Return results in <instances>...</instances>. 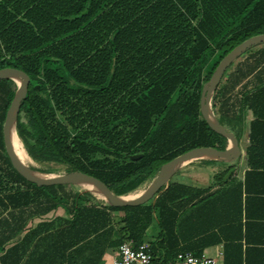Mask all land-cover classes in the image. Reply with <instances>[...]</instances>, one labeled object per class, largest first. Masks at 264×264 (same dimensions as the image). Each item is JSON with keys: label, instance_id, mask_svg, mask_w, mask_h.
Wrapping results in <instances>:
<instances>
[{"label": "trees", "instance_id": "obj_1", "mask_svg": "<svg viewBox=\"0 0 264 264\" xmlns=\"http://www.w3.org/2000/svg\"><path fill=\"white\" fill-rule=\"evenodd\" d=\"M148 3L0 0V68L17 67L31 77L17 132L34 160L84 171L128 194L189 149L226 148L227 138L201 114V91L228 52L264 33V0ZM249 56L251 61L221 80L212 101L220 121L238 138L250 111L252 132L264 117V87L259 86L264 47ZM16 88L11 79L0 80V264H50L51 258L52 264H103L109 249L128 240L148 241L155 223L158 233L149 243L155 253L163 252L159 264H165L182 251L201 253L220 240L215 228L233 223L225 196L210 190L196 196L195 188L181 181H172L147 204L123 207L93 205L86 197L91 192L28 181L13 166L4 142L3 124ZM133 154L143 155L133 160ZM232 168L218 171L219 183ZM212 196H221L216 212L224 215L203 223L195 200L206 202L207 217ZM61 198L73 200L66 206L70 217H60L58 224L42 219L26 230L32 218L56 209ZM113 212L123 217L117 220Z\"/></svg>", "mask_w": 264, "mask_h": 264}, {"label": "crops", "instance_id": "obj_2", "mask_svg": "<svg viewBox=\"0 0 264 264\" xmlns=\"http://www.w3.org/2000/svg\"><path fill=\"white\" fill-rule=\"evenodd\" d=\"M156 1L159 0H150V3L146 5H155L156 3L151 2ZM167 1L170 2V5L184 6L186 0H173L175 2L182 1V3ZM253 82L254 80L246 81L251 85ZM259 86L264 87V80L259 81ZM251 114L252 118L248 120L247 128L244 129L245 131L243 130L241 136L239 135L240 145L243 140L244 147L241 148L242 154L238 159L231 162L199 159L182 167V171L184 170L182 183L194 187L196 196L198 194L200 197L206 196V191L210 190L216 192V195L227 198L226 216L227 219H233V223H228L223 228L224 230L220 227L215 228L216 236L220 240L205 247L202 251L215 256L218 259L217 264H264V117L260 119V125L252 132L250 122L254 116L252 112ZM211 161L219 163L210 164ZM229 166H233L232 170L228 172L224 181L219 183L218 171ZM199 190L202 192L198 193ZM221 196H218V200L212 196L213 200L210 203L207 217L206 202L198 203L199 197H196V216L199 215V209H202L203 223L213 224L222 219L224 214L216 212V203L221 202ZM52 213L50 211L45 216L49 218L53 215ZM58 217L59 215L56 214L49 219L57 220ZM38 219L36 224L42 218L38 217ZM31 220L26 230L33 227ZM198 222L195 220V229L198 228ZM186 245L187 242L182 241V247ZM116 253L110 264H112ZM52 263L53 259L51 258L50 264ZM103 264L107 263L103 262Z\"/></svg>", "mask_w": 264, "mask_h": 264}, {"label": "water", "instance_id": "obj_3", "mask_svg": "<svg viewBox=\"0 0 264 264\" xmlns=\"http://www.w3.org/2000/svg\"><path fill=\"white\" fill-rule=\"evenodd\" d=\"M264 44V33L252 35L228 52L219 62L214 72L204 82L200 97V110L208 125L217 133L227 138V146L224 149L215 146H198L189 149L161 165L154 179L136 196L126 193H118L113 190L105 181L97 176L81 170L67 171L64 173L45 172L25 163L17 154L14 148V136L18 135L17 122L22 101L26 98L31 83L30 75L17 67L0 68V80L19 78L16 81L17 88L12 102L7 110L3 134L7 154L15 169L28 181L39 186L54 185H76L87 191L101 193L105 202L111 206H138L155 200L159 194L168 188L172 183L173 176L183 166L199 159H210L231 162L238 159L241 154L240 140L237 134L227 125L220 121L216 115L212 101L216 87L221 82L225 72L230 65L249 49ZM20 138V137H19ZM143 154H133V160L139 159Z\"/></svg>", "mask_w": 264, "mask_h": 264}, {"label": "rangeland", "instance_id": "obj_4", "mask_svg": "<svg viewBox=\"0 0 264 264\" xmlns=\"http://www.w3.org/2000/svg\"><path fill=\"white\" fill-rule=\"evenodd\" d=\"M262 47H264V44H260V45H257V46H255V47H253V48H251V49H249L248 51H246L243 55H241L238 59H236L231 65H230V67L228 68V70L226 71V74H224V78H222V82L224 83L225 81H226V75H227V73H230V72H232V71H234L236 68H237V66L240 64V63H247L248 62V60H252L251 58H250V53L252 54V53H255L259 48H262ZM249 56V57H248ZM263 65H264V63H263ZM11 81L12 82H15L16 83V81L15 80H13V79H11ZM243 89V87H241L240 85L237 87V89ZM252 118V114H251V112H249L248 114H247V119L248 120H250ZM248 120H247V123L245 122V128L243 127V129H242V131L241 132H239V134H240V136L242 135V133H243V130L244 129H246L247 128V126H248ZM245 131V130H244ZM21 139V138H20ZM23 142V141H22ZM24 144V143H23ZM25 147V146H24ZM244 146H243V140H241V148H243ZM26 149V148H25ZM27 151V150H26ZM29 154V153H28ZM30 156V155H29ZM30 158L31 159H29L28 158V162H29V165H33L32 167H35V168H43V167H49V166H52V167H54L55 168V172L54 173H64V172H67V167L66 166H64V165H47V164H45V163H40V162H37L36 160H34L31 156H30ZM219 162H217V161H211V163L210 164H218ZM221 163H223V162H221ZM184 172V170L182 171V169L179 171V172H177L174 176H173V178H172V181H181L182 182V173ZM156 175H153L152 177H150L139 189H142V188H146L149 184H150V182L154 179V177H155ZM66 186V191L67 192H70V193H76V192H91V191H87V190H85L83 187H81V186H76V185H65ZM4 187V186H3ZM59 187V185H56V187H54V188H58ZM5 188V187H4ZM139 189H137V190H139ZM136 190V191H137ZM136 191H134V192H136ZM92 193V196H90V195H87L86 197L87 198H89V200H90V203L91 204H93V205H99V206H102V205H104L106 202H105V199L102 197V195H101V193H95V192H91ZM130 193H133V192H130ZM130 193H128V194H130ZM62 199V201H61V204L56 208V209H53L52 211H51V213L52 212H54V213H52L53 215L52 216H55L56 214L57 215H59V217L57 218V224H58V222H60V221H62L61 220V218L60 217H66V216H68V217H70V214L71 213H68V211H67V208H66V206H69V207H71V203H72V201L73 200H69V199H66V198H61ZM8 215V212H5L4 214H3V216H7ZM46 215V214H45ZM45 215H43L42 217H39V218H42V219H45V220H51V219H49V218H52V216H50L49 218L47 217V216H45ZM51 215V214H50ZM113 215L115 216V218L117 219V220H119V219H121L122 217H123V212H113ZM36 218V219H35ZM35 218H32V220L31 221H33V226H35V224H36V222L39 220L38 219V217H35ZM41 219V220H42ZM118 226V225H117ZM120 226V225H119ZM32 227V226H31ZM157 226H156V223L151 227V228H149L148 229V231H147V240H148V242L149 241H152V240H154L153 238H155L156 237V235H157V233H158V228H156ZM117 252V248H114V249H112V250H109L108 252H107V254H105V257H104V261L103 262H105V263H107V264H110L111 263V259H112V257H113V255L115 254Z\"/></svg>", "mask_w": 264, "mask_h": 264}, {"label": "built area", "instance_id": "obj_5", "mask_svg": "<svg viewBox=\"0 0 264 264\" xmlns=\"http://www.w3.org/2000/svg\"><path fill=\"white\" fill-rule=\"evenodd\" d=\"M164 255L155 253L148 241L135 245L133 240L123 242L117 249L112 264H159ZM218 259L207 252L182 251L165 264H217Z\"/></svg>", "mask_w": 264, "mask_h": 264}, {"label": "bare ground", "instance_id": "obj_6", "mask_svg": "<svg viewBox=\"0 0 264 264\" xmlns=\"http://www.w3.org/2000/svg\"><path fill=\"white\" fill-rule=\"evenodd\" d=\"M15 79H16V81H19V78H15ZM14 148L16 149V152H17L18 156H19V157H20L25 163L29 164V162H28V158H29V159H31V158H30L28 152L26 151V149H25V147H24V144H23L22 140H21L17 135L14 136ZM31 166H33V165H31ZM143 191H144V188L139 189V190H137L136 192L130 193L129 195H130V196H136V195L142 193Z\"/></svg>", "mask_w": 264, "mask_h": 264}]
</instances>
